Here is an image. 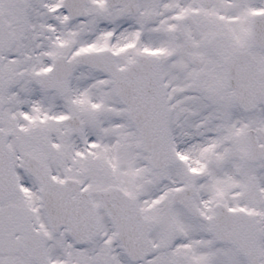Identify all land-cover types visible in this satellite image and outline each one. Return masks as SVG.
Listing matches in <instances>:
<instances>
[{
    "label": "snow or ice",
    "instance_id": "6c2138e0",
    "mask_svg": "<svg viewBox=\"0 0 264 264\" xmlns=\"http://www.w3.org/2000/svg\"><path fill=\"white\" fill-rule=\"evenodd\" d=\"M0 264H264V0H0Z\"/></svg>",
    "mask_w": 264,
    "mask_h": 264
}]
</instances>
